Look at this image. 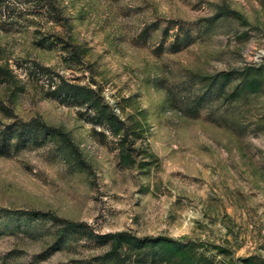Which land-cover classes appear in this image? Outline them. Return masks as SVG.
Listing matches in <instances>:
<instances>
[{
    "label": "rangeland",
    "instance_id": "1",
    "mask_svg": "<svg viewBox=\"0 0 264 264\" xmlns=\"http://www.w3.org/2000/svg\"><path fill=\"white\" fill-rule=\"evenodd\" d=\"M23 2L0 29V64L17 75L0 81V264L109 251L59 237L52 218L176 240L197 264H264V0H56L63 25ZM43 35L79 46L83 66L37 47ZM32 61L97 92L122 147L28 81ZM169 257L156 264H185Z\"/></svg>",
    "mask_w": 264,
    "mask_h": 264
},
{
    "label": "trees",
    "instance_id": "2",
    "mask_svg": "<svg viewBox=\"0 0 264 264\" xmlns=\"http://www.w3.org/2000/svg\"><path fill=\"white\" fill-rule=\"evenodd\" d=\"M14 1L19 0H0V29H4L5 24L11 20L12 8ZM17 3V2H16ZM33 3V8L40 9L37 13L46 15L51 23L56 25H63L66 21L62 16L60 8L56 0H24L23 5ZM19 6V5H18ZM8 31V30H6ZM40 34V32H36ZM35 45L39 48L46 50L58 49L64 53V62L68 66H83V51L81 48L71 41H65L59 37L52 35H43L36 42ZM24 75L28 81L35 82L45 86L48 90L47 97L58 101L61 104L70 105L83 109L88 122L106 128L113 136H119L121 132V123L118 118L110 111V108L102 101V98L97 92L89 86L79 85L65 80L59 74H55L51 69L38 64L35 61L27 64L24 67ZM17 75L8 70L5 66L0 64V81L8 82L16 85ZM35 121L30 123H18L19 132L18 137L21 139V146L26 147L30 138L22 139L25 134V129L30 127ZM39 128L38 130L35 128ZM45 129L43 125L37 123L35 131H42ZM48 133H54L51 130L45 129ZM4 134V133H3ZM122 140L119 146L122 147L124 135L119 136ZM130 146H127L129 150ZM125 149V150H126ZM0 155H7L0 148ZM52 218V217H51ZM55 223H58L59 229L57 234L63 238L68 235H79L87 239L93 240L99 246L109 245V251L104 255L97 257L93 260L94 264H156L157 262L169 261V255H179L181 263L197 264L192 261L188 262L185 258L184 251L187 246L176 240L155 237V238H138L127 233H114L107 235H94L87 229L84 224L74 223L66 220H59L52 218Z\"/></svg>",
    "mask_w": 264,
    "mask_h": 264
}]
</instances>
